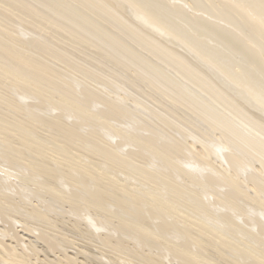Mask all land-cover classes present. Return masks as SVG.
<instances>
[{
    "label": "bare ground",
    "instance_id": "6f19581e",
    "mask_svg": "<svg viewBox=\"0 0 264 264\" xmlns=\"http://www.w3.org/2000/svg\"><path fill=\"white\" fill-rule=\"evenodd\" d=\"M79 263L264 264V0H0V264Z\"/></svg>",
    "mask_w": 264,
    "mask_h": 264
},
{
    "label": "rangeland",
    "instance_id": "374dc122",
    "mask_svg": "<svg viewBox=\"0 0 264 264\" xmlns=\"http://www.w3.org/2000/svg\"><path fill=\"white\" fill-rule=\"evenodd\" d=\"M17 230L21 231L20 227H19ZM21 233H24L23 230L20 232V234H21ZM70 251H71V250H70ZM71 252H72V251H71ZM69 254H70V253H69ZM81 258H82V256H80L79 259H81ZM77 261H79V260L77 259ZM79 264H81V263H79Z\"/></svg>",
    "mask_w": 264,
    "mask_h": 264
}]
</instances>
